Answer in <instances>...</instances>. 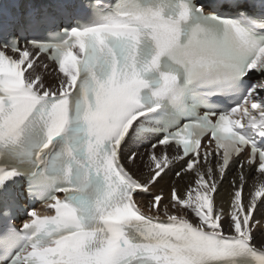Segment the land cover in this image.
Returning a JSON list of instances; mask_svg holds the SVG:
<instances>
[{"label": "snow or ice", "instance_id": "obj_1", "mask_svg": "<svg viewBox=\"0 0 264 264\" xmlns=\"http://www.w3.org/2000/svg\"><path fill=\"white\" fill-rule=\"evenodd\" d=\"M55 7L0 18V264H264V0Z\"/></svg>", "mask_w": 264, "mask_h": 264}, {"label": "bare ground", "instance_id": "obj_2", "mask_svg": "<svg viewBox=\"0 0 264 264\" xmlns=\"http://www.w3.org/2000/svg\"><path fill=\"white\" fill-rule=\"evenodd\" d=\"M44 60V62L46 61L44 58H42ZM141 151H143V149H141ZM234 176V172L233 171H229L228 173V177L227 179H225V181L223 182V184L220 185V195L224 196L225 198H227V193L230 191L229 188V181L232 179V177ZM173 177L171 176V174L169 176H166L164 178V180H162L154 189L153 192L159 191L160 189H163L164 195L165 197L168 196L169 194V189L172 185L173 182ZM188 179V177H185V181ZM185 181H176L177 186H182ZM259 182H264V177H260L259 174H255L254 178L251 179L249 181V186L245 189V195H247L249 193V191L252 190L253 185ZM219 199V198H218ZM177 214H179V212H177ZM256 215V219L261 220L262 223H264V205H262L260 207V209L255 213ZM260 239L259 234H257V240Z\"/></svg>", "mask_w": 264, "mask_h": 264}, {"label": "rangeland", "instance_id": "obj_3", "mask_svg": "<svg viewBox=\"0 0 264 264\" xmlns=\"http://www.w3.org/2000/svg\"><path fill=\"white\" fill-rule=\"evenodd\" d=\"M42 62H44V60L42 59Z\"/></svg>", "mask_w": 264, "mask_h": 264}]
</instances>
